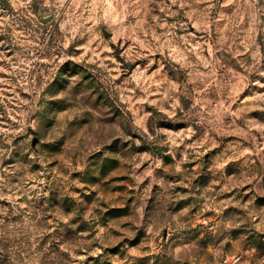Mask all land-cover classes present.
I'll list each match as a JSON object with an SVG mask.
<instances>
[{
	"label": "rangeland",
	"instance_id": "1",
	"mask_svg": "<svg viewBox=\"0 0 264 264\" xmlns=\"http://www.w3.org/2000/svg\"><path fill=\"white\" fill-rule=\"evenodd\" d=\"M0 264H264V0H0Z\"/></svg>",
	"mask_w": 264,
	"mask_h": 264
},
{
	"label": "water",
	"instance_id": "2",
	"mask_svg": "<svg viewBox=\"0 0 264 264\" xmlns=\"http://www.w3.org/2000/svg\"><path fill=\"white\" fill-rule=\"evenodd\" d=\"M43 23H48V20L43 21Z\"/></svg>",
	"mask_w": 264,
	"mask_h": 264
}]
</instances>
